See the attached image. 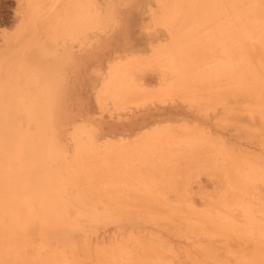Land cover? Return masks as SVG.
Here are the masks:
<instances>
[{
	"label": "bare ground",
	"instance_id": "6f19581e",
	"mask_svg": "<svg viewBox=\"0 0 264 264\" xmlns=\"http://www.w3.org/2000/svg\"><path fill=\"white\" fill-rule=\"evenodd\" d=\"M15 1L0 264H264V0Z\"/></svg>",
	"mask_w": 264,
	"mask_h": 264
},
{
	"label": "rangeland",
	"instance_id": "374dc122",
	"mask_svg": "<svg viewBox=\"0 0 264 264\" xmlns=\"http://www.w3.org/2000/svg\"><path fill=\"white\" fill-rule=\"evenodd\" d=\"M14 1L15 0H0V28L9 26L13 22L14 7L16 6V1L15 3ZM137 22L138 21H136V24Z\"/></svg>",
	"mask_w": 264,
	"mask_h": 264
}]
</instances>
